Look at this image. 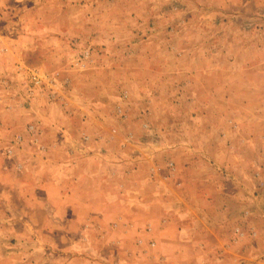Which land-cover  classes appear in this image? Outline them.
Returning <instances> with one entry per match:
<instances>
[{
  "label": "rangeland",
  "instance_id": "rangeland-1",
  "mask_svg": "<svg viewBox=\"0 0 264 264\" xmlns=\"http://www.w3.org/2000/svg\"><path fill=\"white\" fill-rule=\"evenodd\" d=\"M91 261L264 264V0H0V264Z\"/></svg>",
  "mask_w": 264,
  "mask_h": 264
},
{
  "label": "crops",
  "instance_id": "crops-1",
  "mask_svg": "<svg viewBox=\"0 0 264 264\" xmlns=\"http://www.w3.org/2000/svg\"><path fill=\"white\" fill-rule=\"evenodd\" d=\"M126 173V171H121L120 173H118V174H120L121 176H123V175H126L125 174ZM115 176V175H114ZM109 179H112V180H114L115 181V179H116V177H110ZM53 183V182H52ZM122 186L123 187H125V185L124 184H122ZM43 188V187H42ZM45 188H47V187H45ZM49 188V187H48ZM1 189H4V188H1ZM34 196H32L35 200H36V202H37V204H39V205H41V206H43L44 207V209L46 210V212L48 213V215H50L51 216V218H50V221H58V222H63V223H65V222H67V221H69V220H71L73 217L75 218V219H78V220H83L85 217L84 216H82L80 213H78L77 214V216H76V213H73V210L72 209H70V202L69 201H67V197L65 198V199H63L62 201H61V203L60 204H58V205H56L57 206V208L55 209L54 207H56V206H54V204L55 203H53L51 200H52V196H51V193L47 190L46 191V189H43L44 191L42 192V195L41 196H38L39 194L36 192L37 191V187H36V189L34 188ZM21 195L22 196H24V197H27L28 196V194H27V192L25 191V189H21ZM32 195H33V193H32ZM31 201L32 200H30L29 202L31 203ZM65 204V205H64ZM63 206H65L64 207V209L61 211V209L63 208ZM71 206H73V205H71ZM72 208V207H71ZM7 213V212H6ZM80 216H82V217H80ZM87 219V217L85 218V220ZM85 228L83 227V225L81 226V228H80V230H79V233L80 232H85V230H84ZM30 232H32V235L31 236H36L35 235V233L33 232V231H31L30 230ZM65 232H66V229H65ZM66 236V235H65ZM64 236V237H65ZM62 236H60L59 238H61ZM81 239H84L83 237H81ZM59 240H61V241H63L62 239H59ZM59 243V242H58ZM60 244V243H59ZM62 252H64V251H62ZM85 259V258H84ZM86 261V260H85ZM89 262V261H88ZM88 262H86V263H88ZM88 264H92V261H91V263H88Z\"/></svg>",
  "mask_w": 264,
  "mask_h": 264
}]
</instances>
